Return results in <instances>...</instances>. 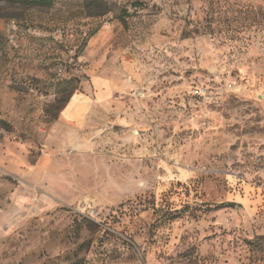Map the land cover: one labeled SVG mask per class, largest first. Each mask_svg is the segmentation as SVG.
Returning a JSON list of instances; mask_svg holds the SVG:
<instances>
[{
  "label": "rangeland",
  "instance_id": "rangeland-1",
  "mask_svg": "<svg viewBox=\"0 0 264 264\" xmlns=\"http://www.w3.org/2000/svg\"><path fill=\"white\" fill-rule=\"evenodd\" d=\"M103 1L0 0V264H264V0Z\"/></svg>",
  "mask_w": 264,
  "mask_h": 264
},
{
  "label": "trees",
  "instance_id": "trees-1",
  "mask_svg": "<svg viewBox=\"0 0 264 264\" xmlns=\"http://www.w3.org/2000/svg\"><path fill=\"white\" fill-rule=\"evenodd\" d=\"M6 6V9H48L51 8L56 0H1ZM82 5L84 8L88 9V11H94L98 7H102L106 5L103 0H82ZM5 8L0 7V12L4 11ZM91 15V14H90ZM92 17L100 16V14H96L93 12ZM264 241V238H260Z\"/></svg>",
  "mask_w": 264,
  "mask_h": 264
},
{
  "label": "built area",
  "instance_id": "built-area-1",
  "mask_svg": "<svg viewBox=\"0 0 264 264\" xmlns=\"http://www.w3.org/2000/svg\"><path fill=\"white\" fill-rule=\"evenodd\" d=\"M194 98L202 100L204 102L219 105L222 92H212L205 86H193L190 91Z\"/></svg>",
  "mask_w": 264,
  "mask_h": 264
},
{
  "label": "crops",
  "instance_id": "crops-1",
  "mask_svg": "<svg viewBox=\"0 0 264 264\" xmlns=\"http://www.w3.org/2000/svg\"><path fill=\"white\" fill-rule=\"evenodd\" d=\"M99 82H96V87H98ZM99 97L103 98L105 96L104 92H99ZM103 100V99H102ZM69 106L66 109V114L69 116H74V117H80L84 111L86 110V105L84 104V101H82L80 98H75L72 100L69 104ZM67 118V117H66Z\"/></svg>",
  "mask_w": 264,
  "mask_h": 264
}]
</instances>
